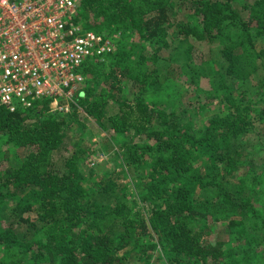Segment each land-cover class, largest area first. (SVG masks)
I'll list each match as a JSON object with an SVG mask.
<instances>
[{"label": "trees", "instance_id": "obj_1", "mask_svg": "<svg viewBox=\"0 0 264 264\" xmlns=\"http://www.w3.org/2000/svg\"><path fill=\"white\" fill-rule=\"evenodd\" d=\"M237 2L80 1L75 24L116 37L118 48L108 61L82 65L79 109L70 114L54 115L47 101L14 112L0 105V264H151L155 255L160 264L251 263L264 246V0L245 17ZM174 9L189 12L186 24L172 23ZM173 27L181 69L161 54ZM130 38L153 54L136 55ZM194 42L218 44L199 71ZM179 70L186 93L177 89ZM211 105L218 109L197 128L196 115ZM82 111L136 173L130 203L100 201L117 193V179L85 187L80 165L90 143L67 147ZM220 223L226 239L214 234Z\"/></svg>", "mask_w": 264, "mask_h": 264}, {"label": "built area", "instance_id": "obj_2", "mask_svg": "<svg viewBox=\"0 0 264 264\" xmlns=\"http://www.w3.org/2000/svg\"><path fill=\"white\" fill-rule=\"evenodd\" d=\"M81 0H0V105L14 112L47 101L54 115L79 109L82 65L108 61L116 37L81 31Z\"/></svg>", "mask_w": 264, "mask_h": 264}, {"label": "rangeland", "instance_id": "obj_3", "mask_svg": "<svg viewBox=\"0 0 264 264\" xmlns=\"http://www.w3.org/2000/svg\"><path fill=\"white\" fill-rule=\"evenodd\" d=\"M254 0H238L236 7L238 11L241 13L242 16H246L248 14V8L250 4L253 3ZM80 6V3L78 4V8ZM78 12V10H77ZM76 12V14H77ZM75 14V17H76ZM187 14L189 12L187 10L183 9H174L171 14V21L172 23L175 24H186L183 22H186L188 20ZM229 32H234L232 31V28L230 27L228 29ZM168 42L170 45V48L167 50H164L161 52L162 56L167 59L164 60V62H167L172 65L174 68L181 69V65L183 62H185V57H178L173 59L175 45L178 44V32L175 27L168 29ZM133 42L134 45H136V55L145 53V54H153V51L150 47L149 44H146L145 42L140 41L139 39H128V43L131 44ZM129 44V45H130ZM192 46V49L190 53H192V64L191 66L196 68L197 70L201 67H204V63H206L210 59H214L217 57V51H218V44H199L194 42V44H189ZM264 45V40L260 41V44L258 46H263ZM188 47V44L183 46L181 49V52H183L185 55L188 54L186 49ZM182 54V55H184ZM191 57V56H190ZM199 71V70H198ZM180 73V79L181 82L180 84L177 85V89L184 93L187 91L185 85L183 84L182 81L187 80V76H183L181 71L179 70ZM236 86V85H235ZM236 87H240V85H237ZM190 88L193 90V87L190 86ZM193 95H188L187 97L190 101H195L194 98V91ZM186 93V92H185ZM257 94V89H253L252 92L249 94L252 98L255 100V96ZM201 99V104L206 102V97L204 94L200 96ZM218 109L217 105H211L210 107H207L203 109L199 115H196L195 117V124L197 128L203 127L202 125L205 124L216 112ZM79 120L81 123H75L73 126L70 127L68 133H69V138L67 140V147H69V150H72L71 144L74 142H78L79 140L87 139L88 143H90V149L86 153L84 157V161L80 165L81 172L84 176L85 179V187L89 190L92 188L96 187L99 183L101 182H106L109 179H112L116 181L118 180V186L120 187L117 190L116 194H109L105 198L102 197L100 201H107V202H114L116 200H128L130 201L133 200V195H131V189H132V184H131V178L132 180L135 178V172L132 168L125 166V164L122 162L120 157L116 156L120 155L119 149L117 148L116 145H113L111 141H106L103 140V137L105 135L104 131H102L100 125L92 120L91 118H87L86 114L83 113V111L80 113ZM258 128H256L251 135L248 138L247 145L250 143L249 146L252 147L253 145H258V141L261 139L258 137ZM87 137V138H86ZM246 145V146H247ZM258 149V146L256 147ZM127 187V188H126ZM121 188H126L127 189V196H123L121 193ZM133 193V192H132ZM130 194V195H129ZM207 195H210L208 193ZM9 212V211H8ZM226 229V232L224 231ZM214 234L218 238H225V234H228V229L227 226L220 223V224H215L214 225ZM22 231H24L22 228L19 229V233L23 234ZM225 232V234H224ZM233 236L236 238L240 236L239 230L236 229L235 232L233 233ZM233 237V238H234ZM256 240H258V236H254ZM226 239V238H225ZM246 240V239H244ZM233 244H238L236 243V239L230 240ZM260 252L257 256L252 258V261L250 264H264V246L258 249ZM159 256L155 255V257L151 260V264H160L158 262Z\"/></svg>", "mask_w": 264, "mask_h": 264}]
</instances>
